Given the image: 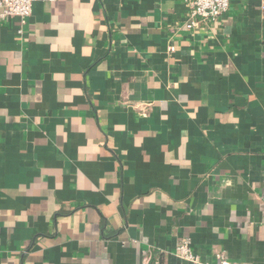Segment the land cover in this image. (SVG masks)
<instances>
[{
  "label": "crops",
  "instance_id": "obj_1",
  "mask_svg": "<svg viewBox=\"0 0 264 264\" xmlns=\"http://www.w3.org/2000/svg\"><path fill=\"white\" fill-rule=\"evenodd\" d=\"M37 0L0 19V264H264V0Z\"/></svg>",
  "mask_w": 264,
  "mask_h": 264
},
{
  "label": "built area",
  "instance_id": "obj_2",
  "mask_svg": "<svg viewBox=\"0 0 264 264\" xmlns=\"http://www.w3.org/2000/svg\"><path fill=\"white\" fill-rule=\"evenodd\" d=\"M37 0H0V19L3 21L16 19L25 27L32 17L34 4ZM50 3L58 0H45ZM190 8V18L186 25L188 30L199 28L202 23L217 22L230 9L231 0H187ZM177 253L181 259L192 264L203 263L194 253L190 240L182 239L177 246ZM141 264H159L150 258ZM215 264H234L224 255L216 256Z\"/></svg>",
  "mask_w": 264,
  "mask_h": 264
}]
</instances>
